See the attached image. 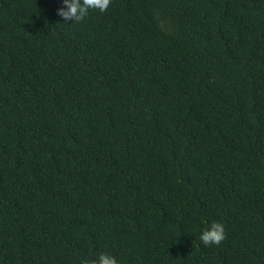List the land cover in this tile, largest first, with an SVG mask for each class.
<instances>
[{"label": "trees", "instance_id": "obj_1", "mask_svg": "<svg viewBox=\"0 0 264 264\" xmlns=\"http://www.w3.org/2000/svg\"><path fill=\"white\" fill-rule=\"evenodd\" d=\"M59 6L0 0V264H264V0Z\"/></svg>", "mask_w": 264, "mask_h": 264}, {"label": "clouds", "instance_id": "obj_2", "mask_svg": "<svg viewBox=\"0 0 264 264\" xmlns=\"http://www.w3.org/2000/svg\"><path fill=\"white\" fill-rule=\"evenodd\" d=\"M61 6L55 9V14L63 21L79 22L86 18L91 10L104 12L111 0H59ZM199 241L204 246L219 245L225 239L224 225L212 220L205 224L199 232ZM85 264H118L117 259L107 253L101 252Z\"/></svg>", "mask_w": 264, "mask_h": 264}]
</instances>
